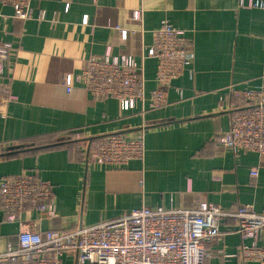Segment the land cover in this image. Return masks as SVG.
Returning <instances> with one entry per match:
<instances>
[{
  "label": "crops",
  "instance_id": "0c3cea01",
  "mask_svg": "<svg viewBox=\"0 0 264 264\" xmlns=\"http://www.w3.org/2000/svg\"><path fill=\"white\" fill-rule=\"evenodd\" d=\"M242 1L32 0L27 20L14 18L13 7L0 4V39L19 51L0 77V89L9 86L17 96L0 117V177L37 170L56 196L53 214L25 213L34 229L69 230L141 206L191 208L202 201L226 210L253 204L264 212V156H236L218 142L229 128L230 106L236 105L227 96L228 86H264V11L241 7ZM138 9L141 21L132 18ZM163 20L185 30L194 59L192 73L172 82L168 104L153 110L149 92L156 87L157 61L143 53ZM118 27L128 30L127 38ZM108 47L144 64L147 97L133 110L122 111L113 98L92 97L79 82L66 92V75L76 76L86 58ZM140 129L142 160L123 167L88 161L99 137ZM65 132H76L77 139L22 149L25 141H52ZM252 168H258L257 177L250 176ZM19 229L0 209V253ZM222 231L207 243L205 264H238L233 222L226 221ZM63 263L77 264L76 253L68 252Z\"/></svg>",
  "mask_w": 264,
  "mask_h": 264
},
{
  "label": "built area",
  "instance_id": "2783aa9c",
  "mask_svg": "<svg viewBox=\"0 0 264 264\" xmlns=\"http://www.w3.org/2000/svg\"><path fill=\"white\" fill-rule=\"evenodd\" d=\"M31 2L0 0V4L13 7L14 18L22 20L32 17ZM241 7L264 11V0H243ZM132 18L141 21L142 10H135ZM83 22L87 24L88 19L85 17ZM118 29L121 37L127 38L128 30ZM189 43L185 30L167 20L152 30V44L143 53V58L157 61L156 87L149 92L150 109L167 105L172 82L192 73L194 55ZM18 52L11 42L0 39V77L11 56ZM144 69L143 62L127 54L114 55L108 47L103 54L86 58L76 76L67 74L65 89L71 93L79 82L92 97L113 98L122 111L133 110L147 97ZM227 93L236 105L230 106V125L218 142L236 156L242 152L264 156V86L252 89L230 85ZM15 100L17 96L9 86L0 89V117L6 116L9 104ZM144 156V132L140 129L133 134L118 131L99 137L88 153V161L123 167ZM258 174V168L251 169V177ZM55 197L53 184L37 170L0 177L2 214L7 221L20 224L17 234L9 238L5 251L0 253V264H64V256L70 251L76 253L77 264H205L207 243L223 234L222 225L229 220L239 238L235 254L238 264H264V245H259L264 212H258L253 204H242L234 210L207 201L191 208L141 206L95 224L42 233L34 229L25 213L35 210L53 214Z\"/></svg>",
  "mask_w": 264,
  "mask_h": 264
},
{
  "label": "trees",
  "instance_id": "16d2710c",
  "mask_svg": "<svg viewBox=\"0 0 264 264\" xmlns=\"http://www.w3.org/2000/svg\"><path fill=\"white\" fill-rule=\"evenodd\" d=\"M77 133L76 132H65L62 134V137H58V139L52 140L51 137L49 139H45L42 142H39L38 140H32V141H25L26 144L22 146V149L24 150H32V149H39V148H46L57 144H62L68 141H71L72 139H77Z\"/></svg>",
  "mask_w": 264,
  "mask_h": 264
},
{
  "label": "water",
  "instance_id": "95a60500",
  "mask_svg": "<svg viewBox=\"0 0 264 264\" xmlns=\"http://www.w3.org/2000/svg\"><path fill=\"white\" fill-rule=\"evenodd\" d=\"M19 146H14V147H11V149H14V148H18Z\"/></svg>",
  "mask_w": 264,
  "mask_h": 264
}]
</instances>
